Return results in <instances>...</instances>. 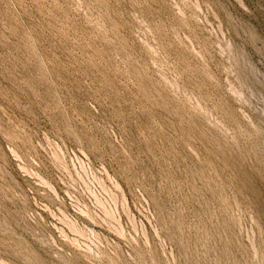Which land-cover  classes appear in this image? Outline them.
<instances>
[{
  "label": "rangeland",
  "instance_id": "374dc122",
  "mask_svg": "<svg viewBox=\"0 0 264 264\" xmlns=\"http://www.w3.org/2000/svg\"><path fill=\"white\" fill-rule=\"evenodd\" d=\"M0 264H264V0H0Z\"/></svg>",
  "mask_w": 264,
  "mask_h": 264
},
{
  "label": "bare ground",
  "instance_id": "6f19581e",
  "mask_svg": "<svg viewBox=\"0 0 264 264\" xmlns=\"http://www.w3.org/2000/svg\"><path fill=\"white\" fill-rule=\"evenodd\" d=\"M224 203V202H223ZM223 208V207H222ZM228 209V208H227Z\"/></svg>",
  "mask_w": 264,
  "mask_h": 264
}]
</instances>
